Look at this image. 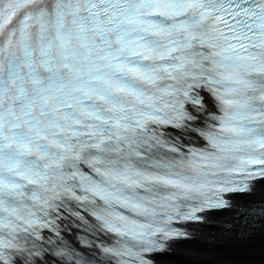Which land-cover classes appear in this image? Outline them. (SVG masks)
<instances>
[{
  "label": "snow or ice",
  "instance_id": "1",
  "mask_svg": "<svg viewBox=\"0 0 264 264\" xmlns=\"http://www.w3.org/2000/svg\"><path fill=\"white\" fill-rule=\"evenodd\" d=\"M258 182L264 0H0V264H156Z\"/></svg>",
  "mask_w": 264,
  "mask_h": 264
},
{
  "label": "bare ground",
  "instance_id": "2",
  "mask_svg": "<svg viewBox=\"0 0 264 264\" xmlns=\"http://www.w3.org/2000/svg\"><path fill=\"white\" fill-rule=\"evenodd\" d=\"M264 182L250 195L237 194L236 207L259 210ZM193 239L180 241L170 252L157 256L156 264H264V224L237 219L233 211L212 212L203 224L187 225ZM242 233H247L244 235Z\"/></svg>",
  "mask_w": 264,
  "mask_h": 264
}]
</instances>
